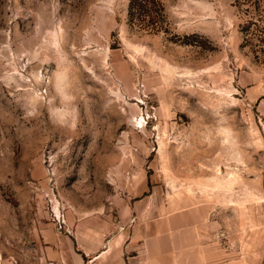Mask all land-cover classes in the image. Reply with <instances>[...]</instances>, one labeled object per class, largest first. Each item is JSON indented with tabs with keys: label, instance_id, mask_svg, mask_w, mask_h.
<instances>
[{
	"label": "rangeland",
	"instance_id": "1",
	"mask_svg": "<svg viewBox=\"0 0 264 264\" xmlns=\"http://www.w3.org/2000/svg\"><path fill=\"white\" fill-rule=\"evenodd\" d=\"M128 1L0 0V263L146 183L208 203L226 255L264 220V0H162L157 33Z\"/></svg>",
	"mask_w": 264,
	"mask_h": 264
},
{
	"label": "crops",
	"instance_id": "2",
	"mask_svg": "<svg viewBox=\"0 0 264 264\" xmlns=\"http://www.w3.org/2000/svg\"><path fill=\"white\" fill-rule=\"evenodd\" d=\"M248 91L264 122V90ZM146 184L140 193L111 194L94 211H63L64 222L41 234L46 251L38 264H264V247L251 249L257 239L253 229L264 228L256 206L249 207L247 252L226 255L210 232L214 223L208 203L170 196ZM0 264L15 263L7 258Z\"/></svg>",
	"mask_w": 264,
	"mask_h": 264
},
{
	"label": "trees",
	"instance_id": "3",
	"mask_svg": "<svg viewBox=\"0 0 264 264\" xmlns=\"http://www.w3.org/2000/svg\"><path fill=\"white\" fill-rule=\"evenodd\" d=\"M126 19L130 26L152 33L164 32L167 27L162 0H129ZM262 29L260 31H264V28Z\"/></svg>",
	"mask_w": 264,
	"mask_h": 264
}]
</instances>
